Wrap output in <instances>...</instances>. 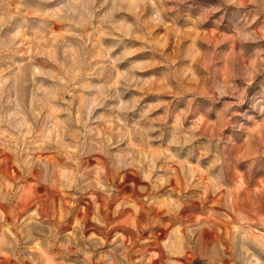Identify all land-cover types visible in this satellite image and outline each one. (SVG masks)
I'll return each instance as SVG.
<instances>
[{
	"label": "clouds",
	"instance_id": "9594fccd",
	"mask_svg": "<svg viewBox=\"0 0 264 264\" xmlns=\"http://www.w3.org/2000/svg\"><path fill=\"white\" fill-rule=\"evenodd\" d=\"M149 88L174 104L142 105ZM9 163L0 261L264 264V0H0ZM222 191V209L200 195Z\"/></svg>",
	"mask_w": 264,
	"mask_h": 264
},
{
	"label": "rangeland",
	"instance_id": "374dc122",
	"mask_svg": "<svg viewBox=\"0 0 264 264\" xmlns=\"http://www.w3.org/2000/svg\"><path fill=\"white\" fill-rule=\"evenodd\" d=\"M211 22V17L209 18V21H207L206 23H210ZM207 35L204 37V39H207L209 41H211L213 44H219V42L222 39V36L220 34V32L218 30H216L215 28H208L207 30ZM157 33L159 34H163L164 30L163 29H157L156 30ZM165 45H166V52L167 53H171L174 54L176 51H179L180 49L183 48V40L181 38H176V39H166L165 40ZM136 46L139 48V42H136ZM238 47V45H237ZM145 53L142 51H137L136 53V57L140 58V57H144ZM136 95H140L142 96V100H141V104L142 105H147V104H152V103H156V101L158 99H167L171 104H174V101L172 99V94L165 92L163 89H146L143 93H136ZM164 109L160 108L157 109L156 112H154L152 115H160L164 113ZM171 123V118L170 121ZM155 150V149H154ZM0 172H7L8 175H19L18 170H16L14 167H12L9 163V165L7 167L0 165ZM177 173H179V169L177 168ZM129 179H131L132 177H128ZM206 177L204 178V180L206 181ZM35 193V184L33 183L32 185H30ZM172 186L179 188V189H183L184 185H183V179L179 177V174H177V178L174 179L172 181ZM125 192H127L128 190L125 189ZM61 195H66V194H62L60 193L58 190H53L47 194L41 192L39 193V197L42 200V202L45 204V207H47V203L49 202V200H51L52 202H59V198ZM200 195L202 196L204 202L211 208H223L224 207V203H225V196L227 195V193H224L223 191L221 193H218L215 197H213L211 195V192H207V193H200ZM248 194L247 193H242L240 191H233L232 193V206L236 211H240L243 208L248 207L249 205V200L247 199ZM64 205L67 206L71 203V201L69 199H65L63 201ZM259 206L261 208V210H264V200L259 201ZM114 206H110L109 207V213L111 214L112 210H113ZM88 208L89 211L91 210V205L90 202L88 204ZM84 213L83 211H81L80 215L82 216ZM224 231L226 232V229H224ZM189 259H192L191 254H189ZM0 264H8L7 261H0Z\"/></svg>",
	"mask_w": 264,
	"mask_h": 264
}]
</instances>
